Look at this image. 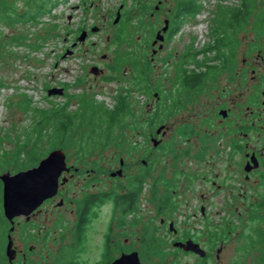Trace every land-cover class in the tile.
Masks as SVG:
<instances>
[{
  "label": "rangeland",
  "instance_id": "rangeland-1",
  "mask_svg": "<svg viewBox=\"0 0 264 264\" xmlns=\"http://www.w3.org/2000/svg\"><path fill=\"white\" fill-rule=\"evenodd\" d=\"M52 1L55 2V6L49 13L40 16L36 22L13 21L14 16L11 13H8L9 20L0 21V156L6 155L0 160V174L23 170L19 168L22 153L34 146L37 150H45L42 158L49 151L57 148L55 141H52L49 124L38 128V130L43 128L45 133L42 141L36 143L35 122L40 115L33 110L34 107L49 109L63 105L66 107L65 111L72 112L78 110L83 106L82 102L87 100L113 108L115 97L120 93L123 94L120 88L124 91L126 87H130V111L124 119L129 124L134 123L136 129L124 128V141L118 146L110 144L105 148L91 149L90 139L83 136L86 138H83V149L89 151L88 153H79L75 144H70L65 150L66 162L77 167L79 172H72V175L65 173V176L70 177L61 188L67 196L65 204L57 207L60 197H55L52 202L41 208L37 215L39 223L42 220L44 223H50L53 218H57L56 215L62 217L60 220H72L74 217L72 210L76 206L75 203L70 202L72 198L79 199L85 191L92 190L93 184L102 190L112 187L119 189V185H128L130 175L141 173L138 172L141 163L140 148L145 144L152 146V143L145 140L148 136V125L145 122L138 124V121L146 120L149 103L153 113H158L161 120L152 129V134L162 142L160 145L157 144L151 156V170L145 177L144 189L139 194L138 206L143 209L133 217L137 221L136 219L129 221L126 216L127 224L124 225L123 235L125 247L137 249V233L149 225L155 226L156 239L163 241L159 249L155 242V248L149 255L143 250L142 244L140 245L138 254L142 264H264V256L260 253V249H264V246L259 249L256 240L257 230L264 228V221L252 219L248 210L243 207L242 199L237 200L233 205L237 209L233 210L228 188L218 192L211 188L212 180L217 181V184L224 182L226 184L223 185H229V176L234 173L232 165L226 166L230 161L226 158V143L218 138L216 146L210 148L209 152L214 155L210 156L215 162L213 164L209 157V161H205L195 155L201 150L197 140H190L193 155L186 157L179 152L183 139L175 133L176 129L168 134V126L175 128L187 117L186 112L179 111L182 109L180 107L178 111L170 112L169 115H172L174 111L175 118L168 120L167 102L164 100L168 94H171L174 98L173 104L176 106L181 104L183 92L179 84H176L173 68L178 64L182 50H187L188 29L184 24H180L163 48L154 52L156 55L151 52L150 41L155 31L163 25L164 17L172 14L177 0ZM12 2L14 6L11 5ZM37 2H44L47 5L46 0ZM28 4V0H0V11L8 12V6H12L17 13L33 9V7L28 8ZM31 5L34 6V3ZM156 5L158 9H155ZM117 10L120 15L118 21L114 22ZM126 14L130 18L125 29L120 31L122 25L120 21ZM92 28L96 30L92 31ZM81 30L86 31L85 39L77 41ZM116 35L121 39L118 40ZM195 37L197 41L202 40L200 31L196 32ZM41 42L43 45L37 50L30 47ZM119 57L120 61H117L115 58ZM143 60H147V66ZM135 63L145 69V76L141 78L146 84H151L150 94L141 90V87L137 90L135 80H132V76L137 74L134 70ZM91 65L104 68V76L111 75L114 79L105 81L102 77L95 76L90 71ZM114 65L118 71L108 68ZM116 78L120 79L119 83ZM220 82V84L224 83L222 80ZM62 84L67 85L66 96L48 95V89L59 88ZM25 97L31 100L27 108L24 107ZM199 109L201 108L196 109V112ZM161 124L163 128L157 134L156 128ZM84 128L81 126L76 131L74 126L71 134L74 133L75 139H80ZM209 129L220 130L216 126ZM24 142L27 146L21 147ZM170 143L173 146L178 144V151L168 150ZM216 147L219 149L217 152ZM128 150L131 152L128 153ZM221 151H223L222 156ZM120 157L123 159L121 165L118 162ZM118 169L122 171L120 176H110L111 171L115 172ZM214 172H217L219 177H215ZM152 186L156 187L157 197L169 196L173 201L168 212L157 215L154 213V206L151 203ZM111 203L107 202L99 218L93 220L87 234L89 238L86 249L79 253L77 258L75 257L82 264H101L100 252L103 242L101 235L107 226ZM201 205L205 209L204 215L199 209ZM0 206L2 210L1 195ZM230 212L235 213L234 220ZM161 218L165 219V225L162 227H160ZM170 219H173L174 226L178 228L177 234L168 230ZM17 222L20 224L22 220L19 218ZM184 233L193 234L195 240L207 252L206 260H202L194 253H183L172 246V240L176 238L181 240L178 237L183 236ZM143 234L142 230L140 235ZM12 238L17 249L21 248L20 232L16 230ZM52 238L50 236L48 239L50 243L44 250V256L40 257L39 250L31 256L33 264L53 262ZM250 238L256 241L254 246H249ZM47 253H49L48 257H46Z\"/></svg>",
  "mask_w": 264,
  "mask_h": 264
},
{
  "label": "flooded vegetation",
  "instance_id": "flooded-vegetation-1",
  "mask_svg": "<svg viewBox=\"0 0 264 264\" xmlns=\"http://www.w3.org/2000/svg\"><path fill=\"white\" fill-rule=\"evenodd\" d=\"M195 2H197L199 7L186 10L180 17L177 28L174 27L173 29L175 10L168 17H164L163 25L155 31L150 41L151 52L156 55L154 52L163 48L165 42L178 29L180 24H184L185 28L187 27L188 29L186 31L188 39L187 50H182L181 57L177 61L178 64L173 68V75L176 77V84L179 78L183 77V74L196 76L197 82L191 88L185 87L179 82V88L183 92V98L179 106L173 104L174 98L171 94H168V120L175 118L173 117L174 111L172 115H169L170 112L172 110L178 111L180 107L182 109L179 111L183 110L187 113L184 122L179 123L175 128L174 126H168V134L176 129L175 133L183 139L179 152L186 157L193 155L189 144L190 140H197L201 145V150L195 155L205 161H209L208 157L214 156L209 150L211 147L216 146L219 141L218 138L222 139L227 145L225 148L227 150L226 158L230 160L226 166L230 167L232 165L234 173L229 176V185H223L224 182L217 184V181L212 180L210 183L211 188L216 192L224 191V189L228 188L232 199L230 201L231 207L237 203L238 199H242L243 207L248 210L250 217L264 221V0H195ZM158 8V5L155 6V9ZM165 20L168 21V24L163 31ZM158 31H160L159 36H162V39L157 40L153 44ZM199 31L202 40L197 41L195 34L196 32L199 33ZM94 66L97 67V74L93 73L95 76L102 77L105 81L107 77L111 76H104V68L102 69L97 65H91L90 71ZM108 68L112 69L111 66H108ZM139 76V73L132 76V78H135V83L138 81V90L140 89ZM221 80L224 81L223 84H220ZM116 81L119 83L120 79L116 78ZM145 82H142L141 85L143 86V91L150 94L152 91L151 84H146ZM59 88L62 90L61 95L66 96L67 85L62 84ZM147 89L150 91L149 93ZM126 90H130L129 87H126L124 91L120 88L123 94L127 92ZM154 94L157 95V93ZM197 102L198 104H196ZM147 107L149 111H147L146 120L138 121V124L145 122L148 125L149 131L145 140L151 141L152 146L145 144L144 147L140 148L141 163L138 172L146 171L147 169L151 170V156L158 146L154 145L153 140H159V145L162 142V140L155 138L152 134V129L156 125L155 113H153V108H150L149 103ZM198 108L201 109L196 112ZM161 125L163 126V124ZM214 126L220 130L209 129ZM211 131L213 133H210ZM177 146L178 144L173 146L170 143L168 150L176 149L178 151ZM218 150V147H216V152ZM220 155H223V151H221ZM210 160L212 159L210 158ZM120 161H123L121 157L119 158V164ZM212 163L214 164L215 162L212 160ZM67 166L69 170L64 171L59 177L58 190L54 196L45 199L28 215L14 218L13 224L9 222L7 236H11L14 255L11 261L8 260V264H33L31 256L37 250L40 251V257L44 256V250L50 243V241L48 242L50 236L53 237V250L51 251L53 262L51 264H64L66 258H68L66 260L68 264H82L76 258L79 253L81 254L86 249L89 228L93 220L98 219L101 212L104 211L107 202H112V207L108 213L107 226L101 235V238H103L100 252L101 264H109L122 253L138 252L142 244L140 235L142 230L148 236L156 238L157 231L155 226L146 225L144 229L137 233V249L125 247L123 235L124 225L127 224L125 223L126 216L129 221H131L130 219H136L133 217L138 215L143 209V207L139 208L137 206L125 214L122 206L115 203L116 195L121 196L124 194L126 185H119L122 187L119 189L112 187L102 190L93 184L91 191H85L79 199L72 198L70 200L71 203L76 204L72 210L74 214L72 220H60L62 217L56 215L57 218H53L50 223H44L43 220L39 223L37 215L41 208L52 202L55 197H60L57 207L65 204L67 196L61 188L70 180V177L65 176V173L72 175V172H79L77 167L68 164ZM214 176L219 177L217 172H214ZM168 186L172 187V185ZM171 191L174 192L175 190ZM104 193L107 197L103 202L99 203L97 199ZM88 195L96 199L94 201L95 204L83 207L82 203ZM168 199V206L162 209L160 213L155 203L151 202L156 215L165 211L168 212V209L173 205V201H171L169 196ZM233 208V210L237 209ZM199 209L204 215L205 209L203 205ZM52 213L55 214L53 211ZM230 214L232 220H234L235 217L233 215L235 213L230 212ZM19 218L22 220L20 224L17 222ZM160 223V227L164 226L165 219L161 218ZM12 226L13 230L10 229ZM177 229L174 226L173 219H170L169 232L177 234ZM16 230L20 232L22 241V246L19 249H17L16 244H13L15 240L12 238V234L16 233ZM61 230L63 232H60ZM165 233L168 232L165 231ZM56 236H59V238ZM256 237L260 249L262 245L264 246L263 227L258 228ZM178 238H181V240L176 238L172 241L192 239L198 243L193 234L184 233L183 236L181 235ZM155 240L159 249L162 246L163 239ZM249 241H251L249 246H254L256 243L254 238H250ZM154 245L155 242L153 243ZM177 249L183 253H192L181 248ZM150 253H152V249ZM260 253L264 256V249H260ZM48 256L49 253H47L46 257ZM106 256L111 257V260H107ZM206 258L207 252L202 259L206 260ZM43 260L45 261V259Z\"/></svg>",
  "mask_w": 264,
  "mask_h": 264
},
{
  "label": "trees",
  "instance_id": "trees-1",
  "mask_svg": "<svg viewBox=\"0 0 264 264\" xmlns=\"http://www.w3.org/2000/svg\"><path fill=\"white\" fill-rule=\"evenodd\" d=\"M38 0H28V8L33 7V9H27L22 12H15V9L12 8L14 6V2L11 3L12 6L7 7L8 12L0 11V21H6L9 20L8 13H11L14 16V20L20 21L23 23L26 22H36L37 19L44 15L46 12L49 13L51 8L55 6V2L52 0H46V4L44 2L38 3ZM34 3V6L31 4ZM199 5L195 0H177L174 10H175V19L173 21V29L174 27L177 28L178 21L180 17L183 15V13L188 9H196ZM14 10V11H13ZM4 12V14H3ZM7 17V19H6ZM128 14L124 16V19L120 22H122L121 27L119 28L120 31L125 29V25H127L129 20ZM116 38L118 40L121 39L119 35H116ZM26 46H29L28 44H25ZM43 45V42L41 44L36 43L31 45L30 47L32 49H39ZM117 61H120L119 58H115ZM143 63L147 66L148 62L147 60H143ZM134 70H136L137 74L139 73V81H140V87L141 90H143L142 82L145 76V69L140 68L137 66V63L134 64ZM112 71H118V68L114 65L111 66ZM114 79L113 76L107 77V80ZM134 81L135 78H132ZM138 82V81H137ZM137 82L135 83L137 85ZM183 85L185 87H194L197 82V77L188 76L183 74V77L178 81V84ZM179 84V86H180ZM130 89V87H129ZM138 90V87H137ZM125 94H119L115 97L116 102L113 106V108H108L103 106L102 104L93 103L87 100H84L83 106H80V108L74 111H65L66 107L63 105L60 106H54L49 109L45 108H36L34 107L33 110H35L40 117L35 122V131H36V143L39 141H42L44 137L43 128L42 130H38V128L42 125L44 127L45 124L51 125L52 135L51 138L52 141L56 143V147L60 148L61 150L66 153V148L71 144H75L76 149L79 151V153H88L89 151H86L83 149V136H86L88 139H90V148L96 149L98 147L105 148L109 146L110 144H116L118 146L119 143L123 142V138L125 137V133L123 131L124 128H129L130 130L136 129V125L134 123L129 124L124 119L125 116L130 111V102H129V91ZM148 93L150 92L147 89ZM168 96H166V99L164 101L167 102V110H168ZM31 100L30 98L25 97L24 99V107L27 108L30 106ZM159 114H155V124L161 122L159 120ZM74 126H76V131L80 129L81 126L85 127L83 130L82 138L75 139L73 137L74 133L71 134L72 130H74ZM115 134V135H114ZM86 139V138H84ZM27 146V143H23L21 147ZM77 151V152H78ZM76 152V153H77ZM131 152L128 150V153ZM45 154V150H37L36 146L32 147L31 149L26 150L24 153H22V159L20 160V167L21 169H27L32 166H35L38 161L42 158V155ZM6 155L1 154L0 160L4 159ZM76 157H78L76 155ZM77 159V158H76ZM98 161H96L97 163ZM119 162V161H118ZM150 171L147 169L146 171H141L139 174H133L129 176V181L127 182L128 185L125 188L124 194L121 196L116 195L115 203L117 205H121L123 208V211L125 214L130 212L131 210L135 209L138 206L139 201V194L143 191L144 183H145V177L148 176ZM1 181H0V195H1ZM119 188L121 186H118ZM107 197V195L104 193L102 196H100L97 200L99 203L103 202L104 199ZM151 199L152 202L155 203L159 213L162 209L168 206V197H157L156 196V187L153 186L152 193H151ZM96 199H93L91 195H88L86 199H84L83 207H89L94 203ZM9 221L4 217L3 212L1 210L0 206V264H6L8 263V258L5 254L6 252V244H7V234L9 232ZM142 239V248L146 252V254H150L151 249L153 251L154 246L153 243L156 242V238L150 237L147 234H143L141 236ZM158 242V241H157ZM148 250V251H146ZM107 260H111V257H107ZM68 258L65 259L64 264H68L66 262ZM203 260V259H202Z\"/></svg>",
  "mask_w": 264,
  "mask_h": 264
},
{
  "label": "water",
  "instance_id": "water-1",
  "mask_svg": "<svg viewBox=\"0 0 264 264\" xmlns=\"http://www.w3.org/2000/svg\"><path fill=\"white\" fill-rule=\"evenodd\" d=\"M157 6V5H156ZM121 8V6H119ZM120 12L117 10L114 22L119 19ZM168 21H164V31L167 27ZM96 30L95 28L91 29ZM158 31L153 44L157 40H161ZM86 36V31L81 30L77 36V41H83ZM74 44V43H73ZM91 71L97 74V67H92ZM60 88L52 87L48 89L47 93L61 94ZM163 126L157 128V134L161 131ZM160 141L154 139V145ZM123 161H120L122 164ZM69 167L66 162V154L60 148L53 149L47 155L41 158L35 166L27 169L19 170L15 173L8 171L0 174V181L2 184L1 198H2V212L4 217L13 224V219L22 215H28L31 211L37 208L45 199L54 196L58 190L59 177L64 171H68ZM121 169L110 173V176H120ZM13 230V226L10 228ZM173 247L181 248L184 251H190L200 258L206 256V251L192 239L186 241H174ZM9 261L12 260L14 249L12 248L11 236H7L6 252ZM109 264H142L138 252L122 253L120 256L112 260Z\"/></svg>",
  "mask_w": 264,
  "mask_h": 264
}]
</instances>
